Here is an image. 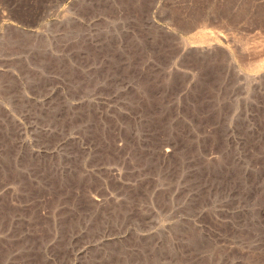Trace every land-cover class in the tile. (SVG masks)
Returning <instances> with one entry per match:
<instances>
[{"label":"rangeland","instance_id":"374dc122","mask_svg":"<svg viewBox=\"0 0 264 264\" xmlns=\"http://www.w3.org/2000/svg\"><path fill=\"white\" fill-rule=\"evenodd\" d=\"M0 264H264V0H0Z\"/></svg>","mask_w":264,"mask_h":264}]
</instances>
